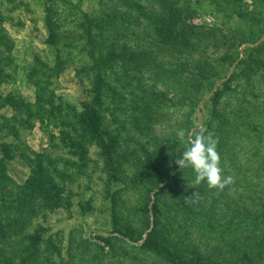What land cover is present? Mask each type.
Segmentation results:
<instances>
[{
    "label": "rangeland",
    "instance_id": "rangeland-1",
    "mask_svg": "<svg viewBox=\"0 0 264 264\" xmlns=\"http://www.w3.org/2000/svg\"><path fill=\"white\" fill-rule=\"evenodd\" d=\"M171 1L0 0V159L6 148L7 185L18 194L39 164L46 170L49 198L22 195L30 225L23 232L42 228L49 264H188L200 236L185 226L195 215L184 197L196 189L187 182L192 171L184 177L175 164L185 148L178 129L214 132L224 166L233 153L238 165L241 152L264 164V73L255 83H229L250 47L240 45L264 32V0ZM180 13L185 33L166 38ZM185 81L194 86L184 96ZM86 106L101 140L73 132ZM225 170L264 186V176ZM154 227L155 243L145 245ZM165 237L176 239L168 245ZM20 242L16 230L0 248L9 256Z\"/></svg>",
    "mask_w": 264,
    "mask_h": 264
},
{
    "label": "trees",
    "instance_id": "trees-1",
    "mask_svg": "<svg viewBox=\"0 0 264 264\" xmlns=\"http://www.w3.org/2000/svg\"><path fill=\"white\" fill-rule=\"evenodd\" d=\"M164 7H169L170 5H175L171 0H164ZM158 7H154L153 10L157 11ZM171 8L175 9V6ZM185 13V12H184ZM184 13L175 15V19L166 26V30L163 32L164 36L169 39H176L183 35L186 31ZM177 14V11L174 13ZM150 15H148L149 17ZM152 16V15H151ZM155 21L161 18L155 17ZM264 34V32L262 33ZM255 39L247 38L241 45H249L247 51L242 57L240 56L237 61H235L236 66L233 69L232 74L229 77L230 82H239L240 76L246 78L249 83H255L256 79L262 77L261 72L264 73V57H259L258 59H253L249 54L250 51L264 52V39L263 35ZM95 41V39H94ZM91 39L88 43L91 45L94 43ZM231 42V41H230ZM232 44V43H231ZM256 44V45H255ZM254 46L253 48L251 46ZM127 49V46L125 47ZM94 53V52H93ZM92 53V54H93ZM113 53L114 49H113ZM249 56L251 58H249ZM1 59V55H0ZM234 63V64H235ZM1 65V62H0ZM4 69L0 66V75L3 73ZM241 78V80H242ZM179 82H182L179 80ZM181 85V91L185 90L183 95L189 93L190 89L194 86L190 81H185L183 86ZM225 90H231L229 84L223 86ZM221 91V90H220ZM218 91L216 95H219ZM187 92V93H186ZM192 93L190 99H196L195 95ZM184 95V96H185ZM18 104L13 101V107L17 108ZM82 115L78 116V121L83 123L79 129L75 128L73 132H82L83 134H91L101 140V136L98 134V130L95 124L96 113L89 111L87 106L84 107ZM255 133H260L258 128L252 129ZM4 159H0V239L3 241H8L14 235V232L18 230L21 233V247H14L11 249L9 256L6 255V249L0 248V258L3 264H42L41 260L45 258L46 262L44 264H49V255L43 254V248L46 246L47 242L44 243L43 237L41 235L42 228L36 229L33 232L24 231L23 229L30 226L26 219L24 212L27 210L29 200L22 195H27V191L31 190L33 192H38V196L43 197L45 200L49 198V189L44 184V178L47 176L46 170L41 164L38 165V174L31 179V181H26L21 186L23 189L21 194L14 191V189L7 185V181L11 180L7 175L6 171V160L9 159V152L6 148L3 149ZM241 152L240 162L238 160V165L235 162L233 164L236 155L232 154L231 164L224 166L223 168H232L234 174L238 176L243 171L245 173L252 174L253 178L262 179L264 176V164L263 161L257 159L253 161L252 156L246 155L243 157ZM242 158H244V163L247 170L242 168ZM228 171L225 170V173ZM226 175V174H225ZM234 176V175H233ZM169 179V175L160 179L162 182H166ZM235 179V188L241 184L242 191L235 189L232 194H228L227 190L225 193L217 196L214 190L204 189L200 192L204 194L200 203L190 204L188 206L189 214L195 215L194 219H185L186 229H192L197 231L200 236V242L204 244L199 246V243L195 246L190 247L192 249V257L190 261L187 262L186 259H182L181 256H186L187 246L179 248L176 250V254L179 255V259L188 264H264V186H259L257 183H252L244 177V182H240L238 177ZM260 182V181H259ZM211 203V207L208 210H204L201 206L202 201ZM203 201V202H204ZM197 208V210H194ZM199 211V212H197ZM24 214V215H23ZM197 214V215H196ZM200 216V217H199ZM205 218V222H202L199 218ZM190 221L191 224L188 222ZM175 223L179 224V220ZM181 225V224H180ZM156 226V224H155ZM151 225L148 223L146 225V230L149 229ZM185 229V230H186ZM156 233V227L152 229V234L145 237V245L150 243H155L152 240L153 234ZM144 234H140L136 242L143 240ZM177 237V235H176ZM175 237H165L168 245L173 243ZM191 245V244H190ZM187 249V250H186ZM49 248H45L44 252L48 253ZM179 253V254H178Z\"/></svg>",
    "mask_w": 264,
    "mask_h": 264
},
{
    "label": "clouds",
    "instance_id": "clouds-1",
    "mask_svg": "<svg viewBox=\"0 0 264 264\" xmlns=\"http://www.w3.org/2000/svg\"><path fill=\"white\" fill-rule=\"evenodd\" d=\"M179 141L185 145L182 156L175 159V164L182 171L184 177L187 170H191L193 178L188 186L196 191L190 196L184 197L189 204H199L202 196L199 187L207 185L209 190H214L219 196L225 193L232 194L235 191V179L232 175H225L222 167L221 155L218 151L219 137L208 130H176ZM177 152H180L177 149Z\"/></svg>",
    "mask_w": 264,
    "mask_h": 264
},
{
    "label": "crops",
    "instance_id": "crops-1",
    "mask_svg": "<svg viewBox=\"0 0 264 264\" xmlns=\"http://www.w3.org/2000/svg\"><path fill=\"white\" fill-rule=\"evenodd\" d=\"M264 38V37H263Z\"/></svg>",
    "mask_w": 264,
    "mask_h": 264
}]
</instances>
